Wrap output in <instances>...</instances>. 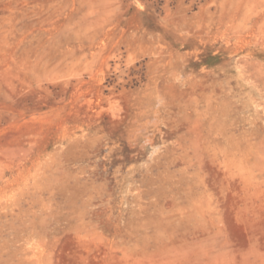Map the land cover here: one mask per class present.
Returning a JSON list of instances; mask_svg holds the SVG:
<instances>
[{
  "label": "rangeland",
  "instance_id": "374dc122",
  "mask_svg": "<svg viewBox=\"0 0 264 264\" xmlns=\"http://www.w3.org/2000/svg\"><path fill=\"white\" fill-rule=\"evenodd\" d=\"M0 264H264V0H0Z\"/></svg>",
  "mask_w": 264,
  "mask_h": 264
}]
</instances>
